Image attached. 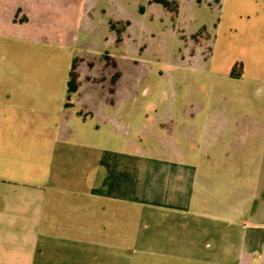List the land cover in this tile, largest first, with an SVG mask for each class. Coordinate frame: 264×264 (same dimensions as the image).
Returning a JSON list of instances; mask_svg holds the SVG:
<instances>
[{
  "label": "rangeland",
  "instance_id": "rangeland-1",
  "mask_svg": "<svg viewBox=\"0 0 264 264\" xmlns=\"http://www.w3.org/2000/svg\"><path fill=\"white\" fill-rule=\"evenodd\" d=\"M72 65L78 89L68 96ZM222 112L264 121V0H0L3 179L97 178L125 189V198L144 182L155 200L158 187L171 188L170 166L140 170L129 153L202 149L203 122ZM181 160L198 165V185L192 176L181 185L194 202L190 215L142 202L124 218L114 211L110 250L98 264L222 263L210 252L223 226L212 205L218 185L200 186L211 181L202 159ZM245 186L244 195L252 190ZM247 204L252 221H263L264 190ZM78 264L92 262L83 256Z\"/></svg>",
  "mask_w": 264,
  "mask_h": 264
},
{
  "label": "crops",
  "instance_id": "crops-1",
  "mask_svg": "<svg viewBox=\"0 0 264 264\" xmlns=\"http://www.w3.org/2000/svg\"><path fill=\"white\" fill-rule=\"evenodd\" d=\"M198 127L192 124L190 135L196 137ZM200 132L205 143L202 149L194 145L189 152L172 150L175 154H149L145 150L129 153L140 170L147 169L150 162L160 163L165 171L170 166L171 188L163 191L158 187L155 200L148 198L155 189L144 182L131 187L125 198L121 194L125 189L97 178L62 184L52 181L48 172L43 176V185H26L0 176V264H78L83 256L98 264L100 251L110 250L106 239L113 232L107 217L115 211L124 218L128 215L126 209L137 202H142L144 208L151 203L160 210L190 215L185 210L194 202L182 197L181 185L191 176L192 183L198 185V165L185 167L179 159L186 157L202 159L206 175H211L210 183L207 179L200 186L206 191L207 186L217 184L220 192L218 202L212 205L219 208L221 241L210 252L222 255L221 264H264V220L252 221L257 217L247 204L259 199L264 190V121L228 119L222 112L218 119L206 118ZM92 159L90 167H97L98 157ZM214 177H218V183ZM249 183L252 190L245 196V185Z\"/></svg>",
  "mask_w": 264,
  "mask_h": 264
},
{
  "label": "trees",
  "instance_id": "trees-1",
  "mask_svg": "<svg viewBox=\"0 0 264 264\" xmlns=\"http://www.w3.org/2000/svg\"><path fill=\"white\" fill-rule=\"evenodd\" d=\"M236 68V64L234 66ZM77 89V74L75 72V66L72 65L69 74H68V81H67V94L68 96L74 93Z\"/></svg>",
  "mask_w": 264,
  "mask_h": 264
}]
</instances>
